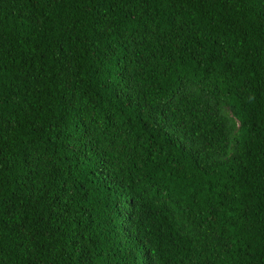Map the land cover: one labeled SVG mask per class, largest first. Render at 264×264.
<instances>
[{
	"label": "trees",
	"instance_id": "1",
	"mask_svg": "<svg viewBox=\"0 0 264 264\" xmlns=\"http://www.w3.org/2000/svg\"><path fill=\"white\" fill-rule=\"evenodd\" d=\"M0 264H264V0H0Z\"/></svg>",
	"mask_w": 264,
	"mask_h": 264
}]
</instances>
